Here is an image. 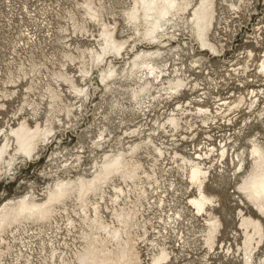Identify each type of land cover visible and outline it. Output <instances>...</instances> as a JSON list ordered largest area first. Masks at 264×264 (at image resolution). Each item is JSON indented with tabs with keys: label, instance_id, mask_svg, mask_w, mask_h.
Returning a JSON list of instances; mask_svg holds the SVG:
<instances>
[{
	"label": "bare ground",
	"instance_id": "1",
	"mask_svg": "<svg viewBox=\"0 0 264 264\" xmlns=\"http://www.w3.org/2000/svg\"><path fill=\"white\" fill-rule=\"evenodd\" d=\"M93 1L79 3L85 8V13L81 14L85 19L80 21L75 14H69L68 29L62 26L57 30L60 33V36L56 35L57 42L63 47L60 58L48 59L50 66L44 65L43 70L31 68L22 76H9L3 80L5 88H0V175L15 171L22 157L33 158L45 142L58 138L60 131L73 130L95 92L100 93L99 111L106 101L103 94L111 97L110 112H100L102 125L99 124L92 141L94 149L101 155L95 157L93 166H88L81 155H76L78 163L64 165L68 173L64 178L54 174L55 181L41 199L34 192H28L0 205V219L5 221L0 227V264H124V261L144 264L142 248L149 250L150 246L155 251L151 252L147 264H152L154 259L159 260V264L175 263L178 253L169 247V242L175 239L171 233L176 231L178 236L181 233L179 244L187 242L184 231L179 229V225L187 221L185 211L192 219L204 222L200 236L207 249L213 255L217 254L222 221L216 208L220 204L217 203L219 197L209 192L208 184L213 178L216 182L225 178L234 181V192L242 194L238 202L247 205L243 193L239 192L243 177L236 170L239 168L246 175L245 165L252 166L253 140L258 149L264 148L259 132L245 137L246 147L235 148L239 140L235 134L242 137L247 133L239 130L224 139L219 148L211 144L200 152L193 145L194 155H190L176 150L170 153L165 143L154 139L152 129L145 132L140 130V125L125 132L131 137L138 133L139 139L127 147L118 142L122 148L114 146L115 140L113 147L110 144L112 131L107 127L108 122L116 124L115 112L132 111L146 118L147 112L174 101L182 91L189 90L193 94L199 91L198 83L191 81L188 71L184 70L186 67L173 66L169 56H180L186 43H180L176 33L186 29L201 51L213 54L223 51L216 31L219 24L216 0H176L175 11L163 19L154 13H149L151 18L145 19L144 10L140 9L137 19L130 22L126 13L136 3L132 0L123 10L125 26L122 28L114 14L107 20L102 4L98 6ZM243 2L247 4L241 0ZM230 7L239 9L233 3ZM89 23L98 27L97 35L90 32ZM123 28L126 34L120 37ZM153 30V35L146 36ZM79 35L97 42V46H81ZM73 37L78 39L77 45L71 42ZM248 54V59L255 56L253 50ZM260 59L261 65L264 64V55ZM250 67L248 63L243 65L241 73ZM233 70L240 74L236 68ZM261 73L264 75V71ZM125 94L128 97L120 98ZM15 98L17 105L10 116L7 115V121L1 124V111H7V103ZM200 101L196 95L187 101H178L173 112L159 123L163 131L180 132L181 136L191 131L189 137L184 138L193 139L195 127L209 128L212 123L222 120L225 125L233 124V117L229 118L228 112L241 111V107L246 111L241 123L255 122L264 127V105H259L260 96L254 89L250 91L249 99L239 96L228 101L211 97L210 101L218 106L214 108L210 103L202 105ZM122 123L123 119L118 122ZM207 136L211 137L210 134ZM29 144L30 155H25ZM143 158H149L151 163L146 166ZM113 161H118L121 171L104 179V165ZM71 172H77V175L72 177ZM173 173L187 184L185 205L174 206L175 210L171 208L169 195L170 192L179 194L181 189L175 178H167ZM57 185L64 186L63 195L58 202H50V194H57ZM45 208L47 214L41 217L40 212ZM153 208L159 210L155 218L158 222L154 220V211L150 216ZM244 208L237 213L243 239L239 246L241 263L246 253L250 258L256 257L255 252L260 249L257 233L264 228L258 210L253 209L257 211V217H254ZM115 233H119L118 238ZM222 249L224 251L225 246ZM205 255V262L209 264L211 258L208 253Z\"/></svg>",
	"mask_w": 264,
	"mask_h": 264
},
{
	"label": "rangeland",
	"instance_id": "2",
	"mask_svg": "<svg viewBox=\"0 0 264 264\" xmlns=\"http://www.w3.org/2000/svg\"><path fill=\"white\" fill-rule=\"evenodd\" d=\"M84 1L0 0V88H5L3 80H6L9 76H22L23 72H30L31 68L43 70L44 65L50 64L49 60L51 57H61L63 47L57 42L58 37L56 38V35L60 36L57 30L62 26L68 29L70 26L69 14H75L80 21L85 19L83 15L81 16L82 13H85V8L79 4ZM245 1L247 4L241 3V0H216L217 20L219 23L216 31L219 33L218 37L222 45L221 51L223 50L219 54L201 51L199 45L193 40L194 38L188 33L187 29L185 31H177L176 34L179 37V42L186 44H184L185 46L183 45V50L179 52L180 56H174L173 54L168 56L171 58L170 61H172L173 66L177 64L175 66L186 67L183 69L188 71L191 81L198 83L199 91L196 89L197 91L195 90L194 94L189 90L182 91L181 95H178L174 101L172 100L151 112H147L148 117L146 118L132 111L115 112L116 114L113 118L114 120L116 118V124L112 125V123L108 122L109 125H107L109 131H112L113 139L111 138L112 142L110 143L112 146L115 140L117 145L115 144L114 146L122 148V144L127 147L130 142L139 139L141 136L138 133L133 137L125 133L126 131L129 133L131 130L127 129L135 128V125H140V130H146L145 132L149 128L152 129L150 131L154 139L158 143H165L170 153L176 150L180 153L194 155L193 145L197 147V150L200 149V152L206 150V147L211 144L219 148V144L224 139H227L230 134H235V131L238 132L239 130L247 131V133L242 137L238 133L235 134L236 139H239L235 146L236 149L246 147L247 140H245V137L255 132H259L264 141L263 126L255 122L247 123L246 125L241 123L242 118L246 116L244 113L246 111L242 107L241 111L237 109L228 112L229 118L233 117V124L225 125L222 120L219 123H212L209 127L210 129L203 125L199 128L195 127L192 129L196 134V137L193 139L184 138L185 136L189 137L191 131L188 135L183 134L182 136L180 132L165 133L159 124L167 114L173 112L178 101H187V99L195 95L198 98L200 97L202 105H209L210 103L213 106L212 108H214L217 105H214L210 101L211 97L218 96L228 101L238 99L239 96H246L249 99L250 91L254 89L260 96L259 105L263 107L264 75L260 69V58L264 55V0ZM93 2L97 3L98 6L102 4L107 20L109 17L112 18L111 14H114L116 20L121 25L120 28L125 26L123 10L131 5L132 0H94ZM230 3L239 6V9H232ZM88 28L91 33L98 34L97 26L89 23ZM124 30L125 28L121 29L122 33H119L120 37H124L122 35L126 34V30ZM213 35L215 36V34ZM79 36L82 39L79 41L81 46H97V42L89 41L87 37L85 40L83 39L84 37H81L82 35ZM77 41L78 39L73 37L71 42L77 45ZM249 50H253L255 53V56L251 59H248ZM247 63L251 66L250 69L245 71V73H241L242 66ZM233 68H236L240 74H237L236 71L234 72ZM10 71L12 75L9 74ZM99 95L100 93L98 94V92L94 93L91 102L87 103L86 110L84 113H81V117L75 122L77 125L73 130L69 131L70 129L66 128L65 130L68 132L63 133L60 131L57 134L58 138L55 137L45 142L41 146L39 153L33 158L22 157L15 171L0 175V205L9 199L15 200L28 192H34L38 195L39 199L43 198L47 187L52 185L56 179L54 174H59V176L64 178L68 175V173L66 174L64 165L78 163L76 155H81L85 164L93 166L95 157L99 158L101 155V152L94 149L92 144L98 133V126L102 125L100 120L102 113L100 112H110L109 102L111 97L105 93L103 95L106 101L102 104V110L99 111L97 109L101 99ZM122 97L128 96L125 94L124 96H120V98ZM17 101V98L9 101L7 103V111H1V116L3 120L5 119L1 121V124L7 121V115L10 116L13 107L18 103ZM121 119H123V123L118 124ZM12 122L16 123L13 119ZM208 134L211 135L210 138H208ZM120 141L122 144H118ZM173 157L174 154L172 155ZM143 161L146 166L151 163L149 158H143ZM71 175L74 177L77 175V172H71ZM175 175L173 173L167 177L171 180L175 178L177 183H180L178 184V188L180 187L181 189L180 193L175 194L170 192L169 195L173 210L176 207L178 208V206H184L187 198L185 194L187 184L181 182L177 175ZM234 184V181H229L227 178L217 182L213 178L211 183L208 184L209 192L219 197L217 203L220 204L216 208V212L222 221L221 232L219 234V249L215 251L217 254L213 255L212 251L207 249L203 238L200 236L204 228V222L199 221L197 218L192 219V216H188L187 214L189 213L185 211L184 216L187 221L182 222L179 225V229L184 231L187 242L179 244L181 233L179 236L176 235L179 233L177 231L171 233V235H175L176 237L175 239H171L169 247L178 253V260L175 263L171 262L168 264H206L205 253H208V256L211 258L209 264H236L237 257L239 256L240 258L239 246L243 242L237 213L241 207H245L244 210L247 213L250 212L249 214L254 215L252 214L253 210L249 209L248 203H246V206H243L238 202V197L242 196V194L234 192ZM152 212L155 214L153 215ZM158 212L159 210L153 208L150 213V216L152 217L153 215L156 222H158L155 219L158 217ZM254 217L257 216L255 215ZM149 236L152 237V234ZM224 246L225 250L223 251L222 248ZM149 248V250H145V247L142 248L144 264L149 263L150 254L155 251L151 246ZM228 248L230 249L229 252L227 251ZM261 251L262 249L260 248L259 251L255 252V255ZM258 257L260 256H256V258Z\"/></svg>",
	"mask_w": 264,
	"mask_h": 264
},
{
	"label": "snow or ice",
	"instance_id": "3",
	"mask_svg": "<svg viewBox=\"0 0 264 264\" xmlns=\"http://www.w3.org/2000/svg\"><path fill=\"white\" fill-rule=\"evenodd\" d=\"M177 8L176 0H136L131 6V11L126 13L130 22H133L137 19L138 11L143 9L145 12V19H150L149 13H154L158 15L161 19L166 18L170 12L175 11ZM154 34L153 31H149L146 33V36L150 37ZM115 49V45H113ZM99 60V57H97ZM261 71H264V64L261 65ZM111 75V73H109ZM103 82V81H101ZM251 152H252V166L249 168L245 165V170L247 174L245 175L239 168L236 170L243 177L242 182L239 184V192L243 193L246 202L249 205L250 210H258L260 214V221L264 223V148L258 149L255 146V140L251 142ZM31 144L28 145V150H25V155H30ZM107 157L105 160L107 161ZM121 171L120 165L118 161H113L111 164L106 163L104 165V179H107L109 176L114 173H118ZM64 186L57 185V194L49 196L50 202H58L62 197ZM84 189L81 188V192L83 193ZM118 191V190H117ZM210 203V201H206ZM47 214V209H43L40 212L41 217ZM252 214L257 215V211H253ZM5 221L0 219V227L4 226ZM115 238L119 237V233H115ZM257 235L260 237V248L261 252H257L256 256H260L259 260L256 257L250 258L246 253L243 257L242 264H264V228H262ZM164 253L161 252V257H163ZM83 264V262H81ZM124 264H134V262L124 261ZM152 264H159V260L154 259ZM236 264H241L239 256L237 257Z\"/></svg>",
	"mask_w": 264,
	"mask_h": 264
}]
</instances>
